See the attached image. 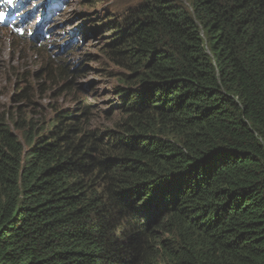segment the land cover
<instances>
[{
	"label": "trees",
	"instance_id": "trees-1",
	"mask_svg": "<svg viewBox=\"0 0 264 264\" xmlns=\"http://www.w3.org/2000/svg\"><path fill=\"white\" fill-rule=\"evenodd\" d=\"M128 12L100 49L111 129L88 96L42 123L0 114V264H264V0ZM60 72L18 74L19 102Z\"/></svg>",
	"mask_w": 264,
	"mask_h": 264
},
{
	"label": "rangeland",
	"instance_id": "rangeland-1",
	"mask_svg": "<svg viewBox=\"0 0 264 264\" xmlns=\"http://www.w3.org/2000/svg\"><path fill=\"white\" fill-rule=\"evenodd\" d=\"M24 1L15 0L20 7L18 14L25 15V10L34 12L36 7H40V18H48L45 22L38 20L39 27L44 26L43 30L37 28L35 33L42 38L43 31L50 27L53 30L43 45L46 50L38 53L34 47L17 44L13 40L15 38L0 31V114L8 120L32 117L42 123L50 118L54 110L71 107L76 97L88 96L97 108V116L94 115L89 126L99 130L111 129L112 124L105 121V116L106 113L110 116L108 109L115 106L113 89L118 86L116 74L120 72L108 63L100 49L112 38L111 35L106 36L110 24L117 23L140 0H65L63 4L66 7L61 10L63 15L60 18H56L58 15H53L52 10L49 16L46 11V6L57 0ZM48 68L54 74L60 72V68L69 71L70 75L66 78V82L70 81L69 90H65L66 82H62L55 96L47 92L41 96L38 94L31 100L32 103L19 102L18 74H28L31 86L36 88L39 82L51 84ZM117 118L119 115L113 114L112 119Z\"/></svg>",
	"mask_w": 264,
	"mask_h": 264
},
{
	"label": "clouds",
	"instance_id": "clouds-1",
	"mask_svg": "<svg viewBox=\"0 0 264 264\" xmlns=\"http://www.w3.org/2000/svg\"><path fill=\"white\" fill-rule=\"evenodd\" d=\"M65 0H57V2H52L50 4L51 7L50 9L53 11V15H56L55 13H59L56 18L62 17L63 14H61V10L66 7L64 3ZM49 14L48 8L46 9ZM35 12V11H34ZM26 12L25 10V15L23 14H18L16 13L17 16L15 15H8L5 13V20L0 22V31L4 33H8L10 35L15 36L16 38H23L25 35L28 36L32 41L37 42L40 44V46H43L45 44L46 38H49V34L53 30V28H48L47 30L43 31V36L42 38L39 37L37 34H35V30L37 28H40L39 30H43V26L41 25L39 27L38 20L41 22H45L48 18L43 16L40 18L39 14L40 12Z\"/></svg>",
	"mask_w": 264,
	"mask_h": 264
},
{
	"label": "snow or ice",
	"instance_id": "snow-or-ice-1",
	"mask_svg": "<svg viewBox=\"0 0 264 264\" xmlns=\"http://www.w3.org/2000/svg\"><path fill=\"white\" fill-rule=\"evenodd\" d=\"M6 4H12L13 0H4ZM5 20V13L3 11H0V22Z\"/></svg>",
	"mask_w": 264,
	"mask_h": 264
},
{
	"label": "bare ground",
	"instance_id": "bare-ground-1",
	"mask_svg": "<svg viewBox=\"0 0 264 264\" xmlns=\"http://www.w3.org/2000/svg\"><path fill=\"white\" fill-rule=\"evenodd\" d=\"M50 7H51V5H50V3H49V5H48V10H49V12H52L51 11V9H50ZM57 15H60L58 12L56 13ZM41 26V25H40ZM35 34H37V33H35ZM38 36H39V34H37Z\"/></svg>",
	"mask_w": 264,
	"mask_h": 264
}]
</instances>
